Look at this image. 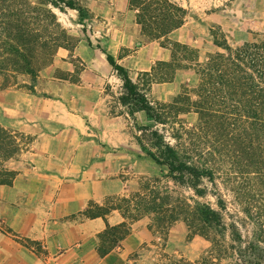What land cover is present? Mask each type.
<instances>
[{
    "label": "trees",
    "instance_id": "1",
    "mask_svg": "<svg viewBox=\"0 0 264 264\" xmlns=\"http://www.w3.org/2000/svg\"><path fill=\"white\" fill-rule=\"evenodd\" d=\"M78 0H0L1 87L18 84L22 75L37 78L60 47L73 50V36L59 21L55 8L75 9L85 17ZM147 41L167 39L186 23L188 10L172 0H130ZM213 42L224 51L208 53L172 41L169 61L156 62L150 71L133 80L128 69L107 53V59L123 80L118 100L136 114L145 112L150 124H138L135 134L142 151L167 172L140 184L129 195L92 206L89 217H105L119 209L125 221L108 225L100 234L98 251L105 256L130 233L132 224L149 217L150 230L167 240L170 228L183 220L189 237L202 235L211 241L209 253L198 264H264V40L232 46L220 29L211 28ZM193 69L199 76L195 88L183 86L169 102L149 97L154 83L174 81L179 70ZM198 119L189 126L184 114ZM163 128L160 130L159 126ZM174 142L168 139V129ZM18 133L0 125V184H11L16 170L6 162L23 150ZM256 226L255 237H244L238 222H227L226 192ZM190 191L191 194H187ZM214 196L215 202L204 201ZM107 202V203H108ZM247 219V220H248Z\"/></svg>",
    "mask_w": 264,
    "mask_h": 264
},
{
    "label": "crops",
    "instance_id": "2",
    "mask_svg": "<svg viewBox=\"0 0 264 264\" xmlns=\"http://www.w3.org/2000/svg\"><path fill=\"white\" fill-rule=\"evenodd\" d=\"M90 9L93 31L87 29L73 50L61 47L32 86L0 88V125L29 139L12 183L0 184V224L5 225L0 264H148L142 250L155 236L146 218L102 256L100 234L125 218L119 209L105 217L85 214L128 195L129 180L121 176L122 162L114 152L123 143L120 117L129 114L114 113L109 105L108 88L122 90L123 80L107 53L136 80L156 62L171 59L170 40L221 48L185 24L167 39L144 41L130 0H93ZM190 70H179L172 82L154 83L150 93L172 97L184 81H195ZM187 73L190 78L184 79Z\"/></svg>",
    "mask_w": 264,
    "mask_h": 264
},
{
    "label": "rangeland",
    "instance_id": "3",
    "mask_svg": "<svg viewBox=\"0 0 264 264\" xmlns=\"http://www.w3.org/2000/svg\"><path fill=\"white\" fill-rule=\"evenodd\" d=\"M78 1L80 6L86 10L85 17H81L79 12L75 9H70L67 7L62 9L55 8L62 26L67 29L71 36H73V40L70 42V47L75 46L79 39L84 37L85 33H87V29L93 31V22L91 19L94 18V16L90 9V4L93 0ZM172 1L178 3L188 10L184 28L195 31L197 35L203 36V38H211L210 40L213 41L211 28H214L217 30L220 29L222 33L227 35V39L232 46L240 45L244 41H252L257 39L264 40V0ZM97 19L101 20V17ZM89 25L92 27H89ZM144 41L149 42L145 37ZM193 47L198 48L196 46ZM60 48H58L57 51ZM198 49L201 51V60H204L208 53L224 51L222 48L216 51H209V48L206 45H202V47ZM189 72L191 73V76H196L195 81H184L177 94L181 92L183 86H187L188 90H191L197 86L199 76L196 75L197 73L193 69ZM115 74L118 75L117 71ZM188 78H190V76H188L187 73L184 75V79ZM35 80H33L31 76L22 75L18 78L17 86H25L29 84L32 86ZM121 82L122 81L120 79L118 83L121 84ZM1 83L2 81L0 80V88L2 86ZM121 86L123 87V85ZM115 90L117 89H113L111 91L110 85L106 92L108 93V101L110 107L112 108V112H118V114H121V112L124 113V111L128 112V107L121 105L118 100L119 96H121L123 92V89L117 90L121 92L118 94H115ZM113 94L115 95L113 96ZM175 95L166 100H162L158 99L154 93H149V97L151 99L165 102H169ZM136 118L138 124L146 125L150 124L151 122L147 119L146 113L143 111L138 112L136 114ZM183 118L189 126H192L196 124L198 115L195 112H190L184 114ZM120 120V138L123 143L121 147H119L118 150L114 152V157L116 160H121L122 162L121 176L124 177L125 181L127 179L129 180L127 182V191L125 193L129 195L132 192L137 191L140 187V184L145 182L147 179L156 176L162 177L167 172V169L164 166L155 163L142 151L137 139L135 138V134H139L136 120H134L130 115H123L120 117ZM162 128L163 127L160 125L159 129L161 130ZM167 128L168 129L164 130V132L168 139L174 142V139L170 136L171 132L169 131V126ZM18 136V139L23 144V150L15 158H12L6 162V166L10 170H17V167L21 166L20 164L22 163L20 160L23 158L22 153L28 149L27 146L29 139L26 138V136L22 133H18ZM105 151L108 153L111 150L106 149ZM127 160L132 161L127 162ZM223 192H226L225 197L228 201L227 209L225 210V218L227 222H238L237 224L243 236L254 238L256 236V226L254 225L253 220H250L246 217L245 213L242 211V208L234 200L233 194L231 192L224 190ZM186 193L188 195L191 194L190 191H186ZM203 200L214 203L216 198L214 196H208L207 199ZM261 212L263 214L261 219L264 220V208H262ZM145 218L149 221L150 225L152 222L151 219L149 217ZM0 226L3 228L5 227L4 224H0ZM153 233L155 236L154 241L151 244L144 246V249L142 250V255L146 258L148 264H198V260L201 259L202 256L208 254L211 248V241L202 235L197 234L190 238L188 227L183 220H179L170 228L166 241L159 232L154 231ZM223 263L235 264L234 260L231 258L225 259Z\"/></svg>",
    "mask_w": 264,
    "mask_h": 264
}]
</instances>
